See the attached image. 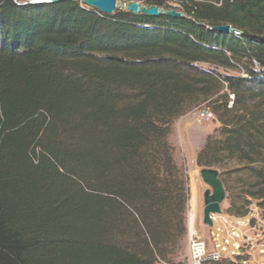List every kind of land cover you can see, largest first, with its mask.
<instances>
[{
    "label": "trees",
    "instance_id": "16d2710c",
    "mask_svg": "<svg viewBox=\"0 0 264 264\" xmlns=\"http://www.w3.org/2000/svg\"><path fill=\"white\" fill-rule=\"evenodd\" d=\"M215 1L151 17L0 0V264H180L170 134L206 102L221 127L198 166L222 168L229 215L264 213V0Z\"/></svg>",
    "mask_w": 264,
    "mask_h": 264
},
{
    "label": "rangeland",
    "instance_id": "374dc122",
    "mask_svg": "<svg viewBox=\"0 0 264 264\" xmlns=\"http://www.w3.org/2000/svg\"><path fill=\"white\" fill-rule=\"evenodd\" d=\"M27 1L32 2L34 0ZM202 108L211 110L207 102L201 107L192 109L175 120L170 134V141L175 149V159L178 164L186 168L189 176V200L186 208L187 232L179 242H171L168 245V257L180 264H190V239L192 235L205 240L209 249L214 246L211 236L212 227L203 222L204 192L208 185L201 178V167L197 164V154L205 144L207 136L219 129L221 123L217 117L211 120L203 118L200 115ZM216 168L222 169L221 167ZM193 186L197 187V201L195 194H193ZM256 203L253 201L251 213L237 218L228 214L226 211L228 202L225 200L222 203V213L214 216L213 230L217 231L218 226L223 228L220 232L219 243L225 245L224 238L229 239L227 249L220 248L222 254L227 257L222 264H242L244 261L247 264L264 263V254H261V250L264 249V213L258 209ZM233 231L239 234V238L232 236ZM236 241L241 245L240 249L235 247ZM239 251L241 254H233V252Z\"/></svg>",
    "mask_w": 264,
    "mask_h": 264
},
{
    "label": "water",
    "instance_id": "95a60500",
    "mask_svg": "<svg viewBox=\"0 0 264 264\" xmlns=\"http://www.w3.org/2000/svg\"><path fill=\"white\" fill-rule=\"evenodd\" d=\"M62 1H77L102 13L112 14L117 8L132 12L133 14H145L151 17L167 15L170 17H184V13L176 8H166L156 4L145 5L137 1L119 0H34L32 3H58ZM213 30L225 33H234L237 29L230 24L216 25ZM202 180L208 185L204 192L203 222L213 227V216L222 213V203L226 200V189L220 177V171L215 167H203L200 169Z\"/></svg>",
    "mask_w": 264,
    "mask_h": 264
},
{
    "label": "built area",
    "instance_id": "2783aa9c",
    "mask_svg": "<svg viewBox=\"0 0 264 264\" xmlns=\"http://www.w3.org/2000/svg\"><path fill=\"white\" fill-rule=\"evenodd\" d=\"M127 1H137L140 4H147L148 0H127ZM164 4L168 5L166 8H176L177 10L181 11L183 9V3L184 0H162ZM222 0L215 1L214 4L216 5H221ZM212 29V27H209ZM235 35L240 36L241 32L239 30H236L234 32ZM233 98V95L231 96ZM200 115L207 119L211 120L214 119L216 116L214 113L209 109V108H202L200 110ZM215 216V215H214ZM213 216L214 220V225H215V217ZM213 225V226H214ZM223 230L220 226L217 227V231L213 230L212 227V241H213V247L212 249H209L207 243L205 240L200 238L199 236L192 235L190 239V264H222L224 259L227 258L225 257L222 252L220 251V248L223 250L227 249V246L229 245V239L224 238V243L225 245H221L219 243V238L221 237L220 232ZM232 236L234 238H239V234L236 231H233ZM235 247L240 249L241 245L239 242L234 243ZM233 254H241L240 251ZM261 254H264V249L261 250ZM242 264H247L245 261L242 262ZM264 264V263H262Z\"/></svg>",
    "mask_w": 264,
    "mask_h": 264
},
{
    "label": "crops",
    "instance_id": "0c3cea01",
    "mask_svg": "<svg viewBox=\"0 0 264 264\" xmlns=\"http://www.w3.org/2000/svg\"><path fill=\"white\" fill-rule=\"evenodd\" d=\"M193 194H195V197H196V201L198 200V191H197V187L196 186H193Z\"/></svg>",
    "mask_w": 264,
    "mask_h": 264
}]
</instances>
